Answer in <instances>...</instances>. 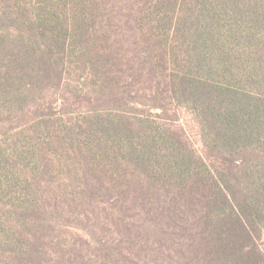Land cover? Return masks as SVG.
I'll return each mask as SVG.
<instances>
[{
	"label": "trees",
	"instance_id": "trees-1",
	"mask_svg": "<svg viewBox=\"0 0 264 264\" xmlns=\"http://www.w3.org/2000/svg\"><path fill=\"white\" fill-rule=\"evenodd\" d=\"M72 63L96 106L48 130L19 200L0 173V264H264V0H0V126Z\"/></svg>",
	"mask_w": 264,
	"mask_h": 264
},
{
	"label": "rangeland",
	"instance_id": "rangeland-1",
	"mask_svg": "<svg viewBox=\"0 0 264 264\" xmlns=\"http://www.w3.org/2000/svg\"><path fill=\"white\" fill-rule=\"evenodd\" d=\"M144 3L145 1L143 2V4ZM138 6L139 5L136 4V7ZM150 6V2L145 4L146 11L153 9H150ZM60 10L65 11L66 16H69V11H66L64 7H61ZM134 12V23L130 24L132 28L129 30L132 34V37L127 38L134 47H139L140 49L145 50L144 53L151 50L152 55L156 57V55L161 53V50L157 49L158 45L156 39L151 38L148 35H145V37L139 36L142 33L139 27L150 25V18L149 16H147L142 19V13H139L138 11ZM107 14L104 15L105 17L109 18ZM121 14L122 13L119 12V14L117 15L121 17ZM115 20L118 22L119 18H115ZM108 21L111 22V20ZM153 23L156 26L155 31L157 35H159L160 28L158 26V23L156 21H153ZM134 26H137V29H135ZM126 28L129 29V27ZM162 30L166 34L168 26H163ZM118 31L119 26L114 28V37L117 35ZM129 31H127L126 35ZM147 39L152 40L145 42V40ZM77 65V63L67 65L66 71H64L65 73L63 72L62 75L61 87L53 89L51 92L47 91L43 94V108L32 114V110H35V105L33 102L30 104L32 105V107H29V110H27L25 114L14 115L9 118V122H6L4 125L0 126V173L3 175H8L6 183L4 184V202H8L11 199H14L15 201L19 200L18 191L23 187V185L31 186L34 182H36V184L38 183L39 176L35 178L30 177L31 173L28 170L31 166H34V164L38 165L39 163H41V152H43L42 155H44V158H46V152L54 149L52 146L53 143L51 142L52 137H49L48 130H51L52 133H58L57 129L61 128V123L63 122L62 120L71 117V121H66V123H73L75 120H79V115L81 113L89 111L88 108L96 106L95 103L89 104L85 96L79 95L80 91H84V89L86 91L88 89V85L93 79V76L86 70L84 72L83 70L78 69ZM129 79L131 78H128L127 80ZM141 86V84H138L135 88H140ZM42 112H46V114L52 118L50 125L46 127L44 125H41V128L38 131H35L32 129L33 123L31 122V120L32 118H35L36 116L42 114ZM181 116V119L184 118V120H186L185 118H188L185 114H181ZM29 126L30 129H27ZM42 148H45V150H42ZM45 160L51 164V168L54 166L53 170L51 169L52 176L50 177V179H52V182H56L55 174L57 172L58 158L55 151L50 152L48 155V159ZM52 160L53 163L50 162ZM69 231L73 233H64L66 235L68 234V237H73L74 229L71 227V229L69 228Z\"/></svg>",
	"mask_w": 264,
	"mask_h": 264
}]
</instances>
